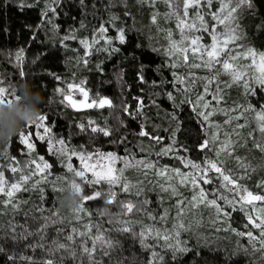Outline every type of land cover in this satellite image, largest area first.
I'll use <instances>...</instances> for the list:
<instances>
[{
	"label": "snow or ice",
	"instance_id": "snow-or-ice-1",
	"mask_svg": "<svg viewBox=\"0 0 264 264\" xmlns=\"http://www.w3.org/2000/svg\"><path fill=\"white\" fill-rule=\"evenodd\" d=\"M7 2L21 12L38 9L40 22L35 26L24 25L30 33L29 46L39 39L41 30L48 29L59 34L60 25L56 21L61 16L64 0ZM161 2L167 9L163 13L157 7ZM137 3L151 10L150 24L156 32L153 36L149 30L148 38L155 41L150 47L136 45L140 49L139 56L150 58L156 54L164 57L163 63L156 65L155 69L150 62L143 63L139 80L155 87L171 85L172 90L167 91V99L175 108L185 104L190 106L200 121L203 138H198L194 146H189L177 140L178 123L164 129L169 133L165 137L148 131L146 123L142 122L135 132L141 139L133 145L129 134L121 132L128 125L115 112L117 106L110 98L99 93L90 95L84 79L78 82L75 79L71 82L62 81L55 73H49L63 85L56 89L63 98L62 104L76 112L107 108L111 110L108 115L113 117L115 123L109 124L107 118L103 122L92 118H87L86 122L82 120L75 128L79 134L86 135L88 141L86 144L73 145L67 137L56 136L53 132L55 125L49 117L40 115L36 121L26 123L19 132L18 143L23 146L20 151L25 159L10 156L6 152L0 153V161H4L0 163V215L11 216L7 225L0 224V254H5L10 264H17V261L23 264H66L67 260L73 261V264H140L135 259L128 260L123 256L124 244L111 233H118L148 253L144 264H184V257L190 254V258H194L198 253L193 251L187 240L181 238L182 234L190 233L200 225L205 209L211 210L214 224L227 222L232 212H242L247 219L246 226L258 229L259 234L254 235L252 231L237 234L247 235L255 242L254 248L259 244L257 250H264V195L252 192L241 183L251 177L255 168L246 156L238 154L242 149L248 152L254 149L264 154V108L253 107L248 102L250 96L256 95L257 89L264 90V51H257L245 43L246 34L241 23L245 13H255L256 0H137ZM79 4L86 6L85 0H79ZM100 6L108 8L114 5L109 3ZM92 7L97 8L98 5L93 3ZM124 15L131 14L125 12ZM119 20L120 16L112 14L93 29L90 38L78 37L77 29L69 26L60 45L68 48L67 41H78L84 51L75 58L76 64L85 68L90 62L87 57L94 53L112 57L121 52V47L117 45L129 42L125 28L117 26ZM168 24H174V27H165ZM80 27H84L82 22ZM110 28L115 30V38L109 35ZM25 51L24 47H20L14 54H9L22 77L25 75ZM45 55L41 50L33 63ZM97 68L103 72L99 65ZM165 68L170 70L172 79L149 82L145 78V71L153 70L163 75ZM233 88L242 90V101L229 102V90ZM76 95L82 99L77 100ZM153 95L158 96L159 93ZM13 99H19L16 89L3 86L0 80V104L10 105ZM152 104L159 107L156 100H152ZM122 107L124 114L133 120L137 119V115L147 117L142 99L138 102L136 113L130 112L127 105ZM217 115L224 119H214ZM171 119L176 120L175 113L171 114ZM253 120L255 128L251 127ZM33 127L34 131L26 130ZM33 136L35 140L46 143L48 153L56 158L67 173L79 178L80 183L69 180L70 188L80 196L79 207L74 211L75 219H82L80 213L89 217L92 215L83 206L85 201L100 200L103 204L118 208L116 216L121 218L115 220L117 226L111 229L104 227L101 218L105 215L98 211L100 218L89 220L82 228L73 225L66 232L63 227H56V236L49 242L48 229L63 224L64 217L58 209H46L37 203L24 210L23 206L29 204V200L20 194L38 192L43 201L45 189L42 185L50 184L54 190H59L56 189V181L61 179V175L54 174V164L37 153ZM101 137L107 138L105 143L114 146V149L104 150L97 143ZM165 139L168 143H165ZM121 147L124 154L119 151ZM194 148L204 154L202 161L193 160L187 155ZM208 153H213V156H208ZM165 157L177 160L182 167L161 163ZM74 158L79 161V167H74ZM230 163H234L235 167H228ZM129 170L136 174L135 182L126 175ZM63 178L68 180L67 176ZM216 181L219 183L215 184L214 189L205 187ZM82 185L89 186L91 194L83 195ZM257 187L264 188V180ZM117 189L120 193L143 199H118ZM185 191L190 192L191 196H186ZM150 192L156 193L161 204L173 200L174 203L159 214L139 207L152 203L148 198ZM141 213L151 223L135 218ZM17 215L24 217L23 223L16 220ZM29 221L42 223L31 229ZM108 223H113L111 217ZM22 241L33 253L40 250L44 255L7 254L5 245Z\"/></svg>",
	"mask_w": 264,
	"mask_h": 264
},
{
	"label": "trees",
	"instance_id": "trees-1",
	"mask_svg": "<svg viewBox=\"0 0 264 264\" xmlns=\"http://www.w3.org/2000/svg\"><path fill=\"white\" fill-rule=\"evenodd\" d=\"M93 3L97 4L98 7L93 8ZM109 3L114 6L108 8L100 6ZM85 4L86 6H81L79 0H64V4L60 10L61 16L56 21L60 25L59 34L48 29L41 30L38 33L39 39L29 46L30 33L24 28V25L35 26L40 22L38 9H26L21 12L16 6L8 3L7 0H3L0 3V29L6 30L0 31V80L3 81V86L9 89L15 88L16 94L19 95L18 88L27 84L33 92L40 93L43 98V103L39 105L41 115H47L49 120L55 125L53 132L56 136L67 137L73 145L86 144L88 141V137L84 134H79L78 129L75 128V125L82 120L86 122L87 118H92L103 122L107 118L109 124H114L115 121L112 116L108 115L111 110L107 108L103 110L86 109L76 112L70 107H66L61 103L63 98L56 91L57 88L63 85L60 81L55 80L52 75H49V73H55L61 77L62 81L71 82L75 79L78 82L84 79L87 81L86 87L90 89V95L99 93L102 96L110 98L117 106L115 112L128 125L127 128H122L121 132L129 134V139L133 145L137 140L141 139L135 135V132L139 130V126L143 122L146 123L148 131L165 137H168L169 133L164 131V129L178 123L177 140L182 144L194 146L198 138H203V134L200 130V121L197 119L195 113L192 112L190 106L185 104L179 108L173 107L172 103L167 99V91L172 90L171 85L161 84L160 87H155L151 83H141L139 80L141 65L143 63L150 62L152 68L155 69L156 65L162 64L164 61V57L156 54H152L150 58L148 56L140 57V49L136 47L137 44H140L147 48L155 42L148 38L150 29L151 34L153 36L156 35L155 29L150 24L151 10L147 6L138 4L137 0H85ZM125 4L127 7H125ZM216 6L218 5H214V7ZM157 7L161 13L167 10L166 5L162 2ZM125 12H129L131 15L125 16ZM63 13H67V15ZM112 14L121 17V20L116 23L118 27L125 28L129 39L128 44L117 45L121 47V52L112 57H106L104 53H94L92 56L87 57L90 62L86 68L83 65L77 66L75 58L82 55L84 49L79 45L78 41L74 40L66 42L69 45L68 48L61 47L60 40L62 36L67 32L69 26H72L77 29L76 35L78 37L90 38L93 29L100 23L108 20ZM81 22L84 27H80ZM241 23L246 34L245 43L257 51H264V0H256L255 13H245ZM165 27H174V24H168ZM109 35L115 38V30L110 28ZM161 43H163L162 40ZM20 47L26 49L23 64L25 75L23 77L15 66L14 60L9 55L10 53L14 54ZM41 50L46 55L41 60L33 63V60ZM97 65L103 68V72L98 70ZM73 73H75V76H73ZM169 73L170 70L165 68L163 69V75H158L153 70L145 71L144 75L151 82L153 80L162 81L165 78L170 80L172 77ZM224 78L227 79L226 77ZM229 91L231 93L229 102L232 100L242 101L244 99L242 90L233 88ZM153 93H159V95L156 96ZM176 95L178 98H182L179 97V94ZM140 99L146 105L144 113L147 114V117L144 118L137 115V119L133 120L124 114L122 106L127 105L130 112L136 113ZM152 100H156L159 107L153 105ZM248 102L253 107L259 106L260 108H264V90L257 89L256 95L250 96ZM172 113L176 114V120L171 119ZM214 119L222 121L224 117L217 115ZM255 126V121L253 120L251 127L255 128ZM26 130L34 131V127ZM244 131L247 132L248 129H244ZM18 135L14 136L6 144H0V153L6 152L10 156L25 159L20 151L23 146L18 143ZM256 135L259 138L260 134L258 132ZM106 139L101 137L97 140V143L104 150L114 149V146L105 143ZM33 140L37 144V153L45 156L47 160L54 164V174L61 175V179L56 181V189L59 190H54L50 184L42 185L45 189L43 193L45 199L43 201L40 200L41 194L38 192L20 194L29 200V204L23 206L24 210H28L32 207L33 203H37L46 209H58L61 216L64 217L63 224L54 225L48 229L49 242L56 236V227H63L66 232L70 231L73 225L82 228V225L89 220L96 221L100 218L97 213L105 207L109 208L111 213L115 215H105L101 218L104 222V227L111 229L117 226L115 220L121 218L116 216L118 208L115 205L103 204L100 200L94 202L85 201L83 206L91 211L92 215L89 217L80 213L79 215L82 219L79 221L75 219L76 213L64 207L63 201L68 195L70 188L69 180L74 179L80 183L79 178L75 177L73 173H67L61 167L56 158L48 153L46 143L35 140L34 136ZM165 143H168L167 139H165ZM119 151L121 154H124L122 147ZM133 151H135L134 148ZM238 154L246 156L248 162L255 168V171L251 173V177L242 180L241 183L252 192L264 195V188L257 187V184L264 180V154L254 149L251 152L242 149ZM187 155L196 161H202L204 158V154L195 150V148ZM208 156H213V153H208ZM0 163H4V161H0ZM161 163L169 164L173 167H182L177 160L168 159L167 157L163 158ZM73 165L74 167H79V161L75 158L73 159ZM117 166L119 167V165ZM228 167H235V165L234 163H230ZM6 175H8L7 172ZM126 175L131 181H136L134 180L135 173L132 170L126 172ZM64 176H67L68 180H65ZM217 183L219 181H216L213 185H205V187L212 190ZM82 186L84 188L83 195L91 194L89 186ZM117 192L118 199L121 200L125 198L132 199L133 201L143 199V197L120 193L118 189ZM185 195L190 197L191 193L185 191ZM148 198L152 201L151 204L138 206L150 210L154 214H159L165 207H170L174 203L173 200L165 201L161 204L155 192L148 193ZM109 217L113 220L112 224L108 223ZM135 218L144 223H151L142 213L138 214ZM10 219V215H0V224L7 225ZM212 219L211 210L205 209L200 225L193 228L190 233L182 234L181 238L187 240L193 251L198 253L194 258H190V254L184 257V264H197V261L199 264H264V250H257L260 247L259 244H256L254 248L255 242L251 241L247 235L241 236L237 234L239 232L247 233L248 231H252L257 236L259 234L258 229L246 226L247 219L242 212H232L231 218L224 223L214 224L212 223ZM16 220L23 223L24 217L17 215ZM38 223H42V221H29L30 228L35 229ZM217 228L222 230L217 231ZM137 230H139V225H137ZM111 234L120 239L124 244V257H127L128 260L135 259L140 264H144L148 253L141 251L138 245L131 244L130 241H126L118 233ZM25 243L22 241L15 245H5L6 249H8L7 254L15 252L34 257H42L44 255L40 250L33 253L25 247ZM0 264H10L5 254H0ZM17 264H23V262L17 261ZM66 264H73V261L67 260Z\"/></svg>",
	"mask_w": 264,
	"mask_h": 264
},
{
	"label": "clouds",
	"instance_id": "clouds-1",
	"mask_svg": "<svg viewBox=\"0 0 264 264\" xmlns=\"http://www.w3.org/2000/svg\"><path fill=\"white\" fill-rule=\"evenodd\" d=\"M17 91L19 99H13L10 105L0 104V144H6L19 134L26 123L36 121L41 115L39 105L43 103V98L40 93L33 92L27 84L19 87ZM74 181V179L71 180V182ZM79 201L80 196L69 188L63 206L70 211H75L79 207ZM101 212L104 215H115L107 207L101 209Z\"/></svg>",
	"mask_w": 264,
	"mask_h": 264
},
{
	"label": "rangeland",
	"instance_id": "rangeland-1",
	"mask_svg": "<svg viewBox=\"0 0 264 264\" xmlns=\"http://www.w3.org/2000/svg\"><path fill=\"white\" fill-rule=\"evenodd\" d=\"M77 100H80V99H82V97H80L79 95H76V97H75ZM134 180H137V176H136V174H135V177H134Z\"/></svg>",
	"mask_w": 264,
	"mask_h": 264
}]
</instances>
